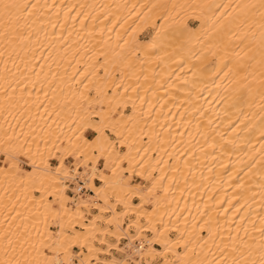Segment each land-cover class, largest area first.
<instances>
[{
	"label": "bare ground",
	"instance_id": "1",
	"mask_svg": "<svg viewBox=\"0 0 264 264\" xmlns=\"http://www.w3.org/2000/svg\"><path fill=\"white\" fill-rule=\"evenodd\" d=\"M0 156V264H264V0H0Z\"/></svg>",
	"mask_w": 264,
	"mask_h": 264
},
{
	"label": "rangeland",
	"instance_id": "2",
	"mask_svg": "<svg viewBox=\"0 0 264 264\" xmlns=\"http://www.w3.org/2000/svg\"><path fill=\"white\" fill-rule=\"evenodd\" d=\"M111 139L112 140H115V137L114 136H111ZM61 154V153H60ZM0 158H2V156H0ZM79 161V160H78ZM51 162L54 164V167H56V164H57V157L56 158H52L51 159ZM72 163H73V160H70L69 161V169L70 170H72L73 169V166H71L72 165ZM101 163H103L102 161H100V163H99V167H102V164ZM21 164H22V167H24V168H29V166L26 164V161H24V160H22V162H21ZM75 180V181H74ZM73 181H72V183L70 184L71 185V187H78V188H80L81 186V181L83 182V185L85 186V188H86V185H85V182L80 178V177H78L77 179H74ZM132 181H134V177L132 178ZM95 184H97V185H99V182H97V181H95ZM84 196H88V195H90V194H92L90 191H86V192H81ZM72 196L74 195V194H71ZM133 202L134 203H137L138 202V199H136V198H134L133 199ZM70 206H74V204L73 203H70ZM117 208H119V210L121 209V206H118ZM95 214H97V211H95V210H93V209H91V211L90 212H86V217H88V218H91L93 215H95ZM128 220H129V218L127 217L125 220H124V226L128 223ZM52 228L54 229V230H56L57 229V227L56 226H52ZM132 233H134L133 231H131ZM110 239V241H112V243H114V244H118V243H120L121 245H125L126 243H127V241L126 240H121V241H117L116 242V240L114 239V238H109ZM112 239V240H111ZM115 240V241H114ZM97 244V243H96ZM98 245V244H97ZM156 247H158V246H156ZM77 250H78V248H74V253H76L77 252ZM111 255L112 256H117V257H120V258H124V254H122L119 250H112L111 251ZM107 256V258H110V257H112V256ZM103 257V256H102ZM76 260V262H77V259H75ZM128 262V260L126 261V263ZM130 262V261H129ZM129 262L127 263V264H129ZM145 262V260H143V262L142 263H144ZM161 263V259L160 258H156V259H154L153 260V263L152 264H160Z\"/></svg>",
	"mask_w": 264,
	"mask_h": 264
}]
</instances>
